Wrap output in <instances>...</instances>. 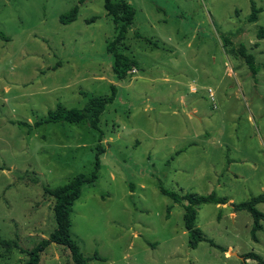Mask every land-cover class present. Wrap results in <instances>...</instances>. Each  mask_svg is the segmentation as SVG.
<instances>
[{
    "label": "rangeland",
    "instance_id": "rangeland-1",
    "mask_svg": "<svg viewBox=\"0 0 264 264\" xmlns=\"http://www.w3.org/2000/svg\"><path fill=\"white\" fill-rule=\"evenodd\" d=\"M128 1L135 17L123 52L138 66L117 82L103 0H0V264H24L23 250L48 236L54 199L43 188L91 174L99 146L96 181L70 213L82 253L99 257L90 264H242L249 251L264 259V222L254 241L247 211L201 204L206 239L190 247L183 204L161 192L214 191L236 203L264 194V69L253 75L232 46L264 62V0ZM74 5L76 19L62 23ZM112 83L99 130L38 123ZM256 207L264 213V202ZM39 264L75 263L51 243Z\"/></svg>",
    "mask_w": 264,
    "mask_h": 264
},
{
    "label": "trees",
    "instance_id": "trees-1",
    "mask_svg": "<svg viewBox=\"0 0 264 264\" xmlns=\"http://www.w3.org/2000/svg\"><path fill=\"white\" fill-rule=\"evenodd\" d=\"M84 1L85 0H79V4ZM251 5L252 10L249 20L254 21L257 18L258 11L254 3ZM103 7L106 14L111 18L115 28L114 36L107 42L106 51L113 58L112 70L117 82H124L128 74L138 66L136 59L123 52V49L126 48L125 40L127 32L134 22L135 8L128 0H103ZM78 9V5H74L69 12L61 15V22L69 23L75 20ZM136 35L138 37L140 36L138 32H136ZM256 36L257 38H264V27L258 28ZM221 38L224 45L233 44L229 35L222 34ZM232 46L235 48L237 56L246 62L253 75L257 73L259 68L264 69V62L256 63L254 55L247 52L242 42L233 44ZM109 88L110 93L92 95L80 108L66 107L62 103H58L56 108L49 110L47 116L42 118L38 123L84 121L89 127L99 130L103 113L108 104L114 101L117 85L112 83ZM102 151V148L99 146L95 156L94 170L91 174L79 173L63 185L54 187L45 186L43 188L44 194L54 199L52 209L55 223L47 237L40 238L33 246L23 250L27 255L24 264H39L41 254L51 243L68 248L71 259L75 264H90V259L99 258L97 254H94L92 257L84 256L77 241L71 236L70 213L74 201L81 194L82 186L84 184H93L96 181L97 171L100 167V154ZM161 192L168 195L174 202L183 204V226L187 232L188 245L190 247H196L200 241L206 239L201 229L196 225L197 207L205 203H214L217 205L226 204L229 201L226 200L225 197L217 196L214 191L206 195H200L194 192H187L183 195H179L174 191H169L161 187ZM182 201L186 203L184 204ZM262 202H264V194L251 196L249 199L238 203L229 201V205L234 212L245 210L251 215L252 226L250 233L254 241L258 240L257 232L262 229V222H264V213L259 211L256 207L258 203ZM1 243L6 242L1 241ZM223 250L226 251L225 249ZM242 257V264H248V259H253L258 263L264 264L262 256L255 252L249 251L243 254Z\"/></svg>",
    "mask_w": 264,
    "mask_h": 264
},
{
    "label": "water",
    "instance_id": "water-1",
    "mask_svg": "<svg viewBox=\"0 0 264 264\" xmlns=\"http://www.w3.org/2000/svg\"><path fill=\"white\" fill-rule=\"evenodd\" d=\"M234 255H237V254L234 253ZM238 257H239L241 260H243V257H242V256H238Z\"/></svg>",
    "mask_w": 264,
    "mask_h": 264
},
{
    "label": "crops",
    "instance_id": "crops-1",
    "mask_svg": "<svg viewBox=\"0 0 264 264\" xmlns=\"http://www.w3.org/2000/svg\"><path fill=\"white\" fill-rule=\"evenodd\" d=\"M229 201H231V200H229ZM217 205H218V204H217ZM223 205H224V204H221V206H223ZM235 213H236V212H235ZM235 213H234V214H235ZM230 248H231V247H230Z\"/></svg>",
    "mask_w": 264,
    "mask_h": 264
}]
</instances>
